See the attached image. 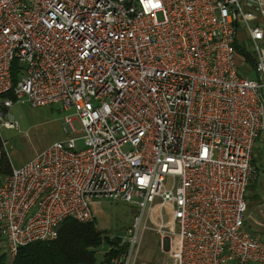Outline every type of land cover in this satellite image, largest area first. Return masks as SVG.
I'll return each instance as SVG.
<instances>
[{
    "label": "built area",
    "instance_id": "built-area-1",
    "mask_svg": "<svg viewBox=\"0 0 264 264\" xmlns=\"http://www.w3.org/2000/svg\"><path fill=\"white\" fill-rule=\"evenodd\" d=\"M21 100L73 108L79 128L65 118L76 135L0 176L9 260L63 219H90L101 197L138 209L106 264H136L153 205L161 264H264V239L245 225L264 131V0H0L1 127H16L8 109Z\"/></svg>",
    "mask_w": 264,
    "mask_h": 264
},
{
    "label": "rangeland",
    "instance_id": "rangeland-1",
    "mask_svg": "<svg viewBox=\"0 0 264 264\" xmlns=\"http://www.w3.org/2000/svg\"><path fill=\"white\" fill-rule=\"evenodd\" d=\"M236 38L239 44L251 51V44L245 35V27L242 23H237ZM250 77H255L254 71L250 73ZM8 113L15 121L16 127L0 126V140L5 142L6 156L13 168L28 161L35 153L53 141L76 135L67 129L65 118L71 119L74 131L79 128L74 109L70 107L63 109L60 103L32 107L26 101L21 100L13 102ZM253 158H255L253 164L255 172L250 181L254 187L247 189L245 196L257 193L259 199L246 200V223L250 232L264 239V131L260 133L255 142ZM90 210L95 226L102 231V235L109 238L120 237L123 241L128 235V229L132 228L134 216L138 214V209L128 202L101 197L92 199ZM162 222L164 228L175 230L169 204H165L162 208ZM159 223L156 205H153L146 223L148 228L144 229L141 234L136 264H161L163 258L168 257V252L162 250V240L160 241L154 232ZM0 247L4 251L2 240ZM106 250L107 244L102 241L95 249V260L98 261ZM7 260L10 261L8 258Z\"/></svg>",
    "mask_w": 264,
    "mask_h": 264
},
{
    "label": "trees",
    "instance_id": "trees-1",
    "mask_svg": "<svg viewBox=\"0 0 264 264\" xmlns=\"http://www.w3.org/2000/svg\"><path fill=\"white\" fill-rule=\"evenodd\" d=\"M236 49L241 53L238 46H236ZM19 67L16 61H12L10 64L12 86L16 82ZM6 95L12 97L10 91ZM254 163L255 158L252 159V165ZM9 170L8 159L5 155H2L0 157V176L8 173ZM247 187V189H252L254 184L250 181ZM245 199L248 201L257 200L259 195L254 193L251 196H245ZM102 241L107 244V250L96 261L95 249ZM126 246V241L121 240L120 237L109 238L102 235V231L96 228L91 214L90 219L85 222H79L73 218L63 219L57 227L54 238L19 246L10 261L7 260L4 251L0 247V264H106L111 256L125 250Z\"/></svg>",
    "mask_w": 264,
    "mask_h": 264
},
{
    "label": "water",
    "instance_id": "water-1",
    "mask_svg": "<svg viewBox=\"0 0 264 264\" xmlns=\"http://www.w3.org/2000/svg\"><path fill=\"white\" fill-rule=\"evenodd\" d=\"M162 250L163 251L167 250V238L163 239L162 241Z\"/></svg>",
    "mask_w": 264,
    "mask_h": 264
},
{
    "label": "crops",
    "instance_id": "crops-1",
    "mask_svg": "<svg viewBox=\"0 0 264 264\" xmlns=\"http://www.w3.org/2000/svg\"><path fill=\"white\" fill-rule=\"evenodd\" d=\"M246 224V228L248 229V227H247V223H245ZM261 225H263V224H261ZM249 230V229H248Z\"/></svg>",
    "mask_w": 264,
    "mask_h": 264
}]
</instances>
